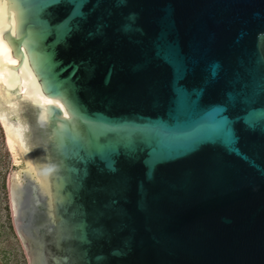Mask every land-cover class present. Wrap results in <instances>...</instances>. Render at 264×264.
Listing matches in <instances>:
<instances>
[{
	"label": "water",
	"instance_id": "95a60500",
	"mask_svg": "<svg viewBox=\"0 0 264 264\" xmlns=\"http://www.w3.org/2000/svg\"><path fill=\"white\" fill-rule=\"evenodd\" d=\"M0 121L29 264H264V0H0Z\"/></svg>",
	"mask_w": 264,
	"mask_h": 264
},
{
	"label": "rangeland",
	"instance_id": "374dc122",
	"mask_svg": "<svg viewBox=\"0 0 264 264\" xmlns=\"http://www.w3.org/2000/svg\"><path fill=\"white\" fill-rule=\"evenodd\" d=\"M12 163L7 134L0 121V264H29L12 217L8 189ZM3 178L6 190L2 188Z\"/></svg>",
	"mask_w": 264,
	"mask_h": 264
},
{
	"label": "flooded vegetation",
	"instance_id": "af4514ba",
	"mask_svg": "<svg viewBox=\"0 0 264 264\" xmlns=\"http://www.w3.org/2000/svg\"><path fill=\"white\" fill-rule=\"evenodd\" d=\"M33 220V226L30 227L29 231L31 233V237L35 240H37L38 238V228L42 227L44 225L45 222V216L43 213L36 211L35 212V217L32 219ZM39 243H41L39 240H37ZM42 248H43V244L41 243V257H40V264H42Z\"/></svg>",
	"mask_w": 264,
	"mask_h": 264
},
{
	"label": "trees",
	"instance_id": "16d2710c",
	"mask_svg": "<svg viewBox=\"0 0 264 264\" xmlns=\"http://www.w3.org/2000/svg\"><path fill=\"white\" fill-rule=\"evenodd\" d=\"M6 178H3V183H2V188L4 190H6V182H5Z\"/></svg>",
	"mask_w": 264,
	"mask_h": 264
}]
</instances>
